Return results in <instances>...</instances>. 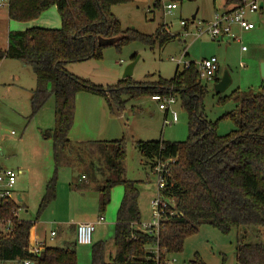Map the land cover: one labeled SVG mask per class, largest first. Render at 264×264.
I'll use <instances>...</instances> for the list:
<instances>
[{
	"label": "trees",
	"instance_id": "trees-1",
	"mask_svg": "<svg viewBox=\"0 0 264 264\" xmlns=\"http://www.w3.org/2000/svg\"><path fill=\"white\" fill-rule=\"evenodd\" d=\"M132 2L12 0L7 11L9 21H33L55 7L60 28L9 32L6 49L0 50V63L17 61L30 69L35 79V89L29 92L32 115H36L50 98L53 100L54 128L43 132L42 136L52 142L56 171L63 167L65 153L71 146L68 136L74 123L75 97L80 92L101 97L113 115H121L128 101L171 94L187 115L189 136L186 141L135 142L141 156L150 162V170L158 160H174L166 177V187L159 192L160 197L172 200L174 207L168 206L164 211L156 236L137 229L140 224L138 191L135 182L125 178L124 138L83 144L86 150L99 151L104 159L106 175L95 187L99 211L104 212L109 204L113 188L122 186L124 189L112 239L115 254L107 262L106 244L95 243L91 247V264H164L167 255L182 253L185 240L203 225L211 226L223 235L233 230L247 234L252 228L264 231V91L255 94L234 92L233 98L217 95L221 103L232 98L238 109L236 116L224 115L233 119L235 130L218 136L216 123L203 115L202 101L207 87L199 79L193 63L181 72L177 67L170 80L158 77L155 82H135L129 78L107 87V92L66 70L68 65L100 60L105 48L98 47V38H118L114 46L117 51L131 43L150 49L162 48L175 39L164 25H159L152 35L135 30L122 31L111 8ZM240 4L241 0L235 1V5ZM159 7L160 1H156L153 8ZM187 29L185 27L184 31ZM53 199L51 182L39 203L38 216ZM19 210L20 206L14 202L0 207V219L11 221L10 234L0 232V262L77 264L76 245L46 246L39 255L30 254L28 242L32 223L14 216ZM4 227L2 223L1 228ZM154 248H157L158 262L152 251ZM235 257L236 264H264V243H239Z\"/></svg>",
	"mask_w": 264,
	"mask_h": 264
},
{
	"label": "rangeland",
	"instance_id": "rangeland-1",
	"mask_svg": "<svg viewBox=\"0 0 264 264\" xmlns=\"http://www.w3.org/2000/svg\"><path fill=\"white\" fill-rule=\"evenodd\" d=\"M160 1V7L153 4ZM237 0H184L176 1L177 10L170 15L163 13L162 6L170 0H133L132 3L111 8V14L120 23L122 31L135 30L144 35H152L159 25H164L171 36H176L164 47L153 49L139 43L124 45L117 51L114 47L105 48L100 60L66 66V70L82 79L106 90L123 79L128 65L135 62L131 80L135 82H155L158 77L164 80L173 78L177 61L198 64L203 59L215 57L219 66V79L224 73L230 78V86L221 97H234L235 93L250 94L264 91V1L262 8L246 16L254 26L243 32L232 27L235 40L224 38L214 41L204 32L207 23L216 14L231 10ZM8 10H0V50L6 48L8 32L24 31L30 27L54 29L60 27V19L55 7L41 13L33 21L17 23L9 21ZM192 16L195 19L192 22ZM187 24L188 32L180 22ZM200 23V25H198ZM202 34L197 35L198 31ZM204 32V33H203ZM245 48V51H242ZM187 54L185 56L184 54ZM134 59V60H132ZM172 59L174 61H172ZM183 70L182 65L178 72ZM207 87L203 98V115L216 123L218 136H225L235 130L230 114L238 113L237 103L227 99L224 103L215 94L214 83L202 81ZM36 86L30 69L17 61L3 60L0 63V162L16 174L12 197L17 202L20 195L19 218L32 223L38 239H45L48 246L64 247L63 223L70 225L95 220L102 217L105 233L97 237L106 243L105 259L114 256L112 242L118 208L124 195L122 186L112 189L110 202L104 212L99 211L98 193L95 187L104 181L105 164L99 151L86 150L88 142L125 140V178L135 182L138 191L137 206L140 224L137 229L144 231L153 224L151 202L159 197L158 177L150 170V162L141 156L135 142H184L188 139L187 115L176 99L171 108L178 121L164 125V113L150 97H140L128 101L123 117L109 112L105 101L98 96L80 92L75 97L74 123L69 133L71 146L65 153V163L55 170L52 142L44 139L43 132L54 128V103L50 98L42 109L32 115L30 91ZM170 120V115H167ZM13 133V136L11 134ZM83 145V146H81ZM52 182L54 199L38 216L39 203ZM174 207L172 201L167 203ZM26 208V210H25ZM26 211V213H24ZM96 229V228H95ZM59 232L58 237L49 242L50 232ZM95 236H92V241ZM239 243H264V231L250 229L247 234L233 230L228 235L217 229L203 225L198 232L187 238L180 254L167 255L164 264H236L235 249ZM94 244V243H93ZM91 247H76L77 264H91ZM83 250V252L81 251ZM158 258L157 248L152 250ZM158 262V260H157Z\"/></svg>",
	"mask_w": 264,
	"mask_h": 264
},
{
	"label": "built area",
	"instance_id": "built-area-1",
	"mask_svg": "<svg viewBox=\"0 0 264 264\" xmlns=\"http://www.w3.org/2000/svg\"><path fill=\"white\" fill-rule=\"evenodd\" d=\"M12 0H0V10H8L10 3ZM176 1L178 0H170V3L163 5L162 10L163 13L170 15L173 11L177 10ZM262 2V0H241V4L238 5L234 10L227 12L224 11L221 14H216L211 22L207 23V28L204 30L210 38L214 41H223L224 38H228L231 40H235L236 37L232 33V27H237L240 31L247 32L254 29V26L250 24L246 16L248 14H253L259 10L258 4ZM181 27L184 29L187 27L186 22H180ZM200 25V23L198 24ZM188 32V29L187 31ZM203 32V33H204ZM202 34V31H198L197 35ZM242 51H245V48H242ZM185 55V54H184ZM183 58L180 57L179 61H177V66H181L183 68L188 69L190 67V63H184ZM172 61H174L172 59ZM198 73L199 79L201 81L213 82L215 83V79H217V74L219 73L218 62L215 57H209L207 59H203L198 64H193ZM151 100L158 104V109L160 111L165 112L167 115H170V120L165 119L164 125H172L177 123L178 118L176 112L171 108V106L175 103L176 98L171 94L169 96L161 97V96H152ZM13 136V133L11 134ZM1 157V152H0ZM174 163V160L167 161H157L156 164L152 168V172L155 173L158 177V191H162L166 187V177L169 173V167ZM16 183V174L13 170L4 168L0 164V207L7 204V202H14L17 204L15 198L12 197V191L14 185ZM169 201H162L159 197H157L153 202H151V209L153 215V224L150 227H145V232L152 235H157L159 230V224L164 214V211L170 207L167 203ZM173 202V201H172ZM174 203V202H173ZM19 212V211H18ZM18 212L14 216H18ZM18 218V217H17ZM104 221L102 217H99L96 222L91 223H81L76 227V245L79 246H89L92 243V235L95 231V227L97 224H101ZM4 223V229L1 228V224ZM11 221H3L0 219V232L3 234H10L11 229ZM55 238V233L50 232L49 242L51 243ZM46 247L45 242L39 241L36 238H29L28 242V252L33 255H39L43 252ZM158 258L156 257V261ZM0 264H4L0 262ZM8 264H16V263H8ZM22 264H31L30 261H24Z\"/></svg>",
	"mask_w": 264,
	"mask_h": 264
},
{
	"label": "crops",
	"instance_id": "crops-1",
	"mask_svg": "<svg viewBox=\"0 0 264 264\" xmlns=\"http://www.w3.org/2000/svg\"><path fill=\"white\" fill-rule=\"evenodd\" d=\"M154 5V4H153ZM237 7V5H235L231 10H228L227 12H230V11H232V10H234L235 8ZM7 18H8V16H7ZM9 20V19H8ZM30 28H36V27H30ZM30 28H27V29H30ZM60 28V27H59ZM59 28H54V29H59ZM42 29H47V28H42ZM26 30V29H25ZM9 33V32H8ZM7 44V43H6ZM6 48H4L3 50H5ZM186 54V53H185ZM23 67H25V66H23ZM26 68V67H25ZM217 80H219V73L217 74ZM152 101V100H151ZM123 114V113H122ZM119 115V117L121 116V117H123V115ZM167 114L166 113H164V121H165V119H167ZM68 139H69V136H68ZM71 141V140H70ZM95 142V141H94ZM2 157H3V154L1 153V157H0V159H2ZM0 164H1V166H3L4 168H6V166L3 164V163H1L0 162ZM19 198V203H23V200H22V198H21V196L20 195H18L17 196V199ZM21 209V208H20ZM25 210H26V208H25ZM20 211V210H19ZM24 213H26V211H24ZM18 217V219L19 220H22V219H20L19 218V215L17 216ZM99 217H97L95 220H89V221H86V222H81V223H93V222H96V220L98 219ZM81 223H78V224H81ZM64 225H66L65 226V230H64V232H63V234H64V237H65V239L66 240H63V244H65V245H76V227H77V225L78 224H74V225H70L69 223H63ZM115 224H116V221H115ZM105 223H104V221L101 223V224H97L96 225V229H95V231H94V233H93V235L95 236V238H93V241H92V243H91V245H93V243L95 244V243H98V242H101V241H99L98 239H97V237H99V236H102V231H104V233H105ZM31 231H32V228H31V230H30V237L31 238H36L37 240H39V241H42V242H45V244H46V246H48L47 245V243H46V240L45 239H38L37 237H36V235H35V232H34V230H33V235H31ZM54 233H55V238H57L58 237V231L57 232H55V231H53ZM92 235V236H93ZM113 242V241H112ZM106 244V243H105ZM90 246V245H89ZM89 246H79V245H76V247H89ZM49 247V246H48ZM82 252H83V250H81ZM105 253H106V251H105ZM115 254V253H114ZM112 257H110L109 259H111ZM106 260V259H105ZM110 261V260H109Z\"/></svg>",
	"mask_w": 264,
	"mask_h": 264
},
{
	"label": "water",
	"instance_id": "water-1",
	"mask_svg": "<svg viewBox=\"0 0 264 264\" xmlns=\"http://www.w3.org/2000/svg\"><path fill=\"white\" fill-rule=\"evenodd\" d=\"M262 3L259 5V9L262 8ZM192 22L195 19V16H192ZM98 47H102V48H109V47H114L117 43H118V38H110V39H106V38H98ZM135 62L131 63L130 65H128L124 71L123 74V79H129L132 77V73H133V68H134ZM262 75L264 76V67L262 66ZM230 78L227 75V73H224L221 77V79L218 80V82L214 83V91L216 95H221L223 94L227 88L230 86ZM106 91V90H105ZM107 92V91H106ZM19 198L17 199V202H19Z\"/></svg>",
	"mask_w": 264,
	"mask_h": 264
},
{
	"label": "flooded vegetation",
	"instance_id": "flooded-vegetation-1",
	"mask_svg": "<svg viewBox=\"0 0 264 264\" xmlns=\"http://www.w3.org/2000/svg\"><path fill=\"white\" fill-rule=\"evenodd\" d=\"M218 78V77H217Z\"/></svg>",
	"mask_w": 264,
	"mask_h": 264
}]
</instances>
